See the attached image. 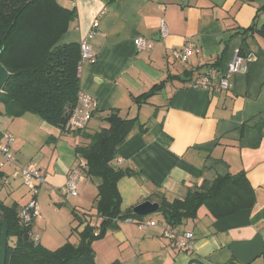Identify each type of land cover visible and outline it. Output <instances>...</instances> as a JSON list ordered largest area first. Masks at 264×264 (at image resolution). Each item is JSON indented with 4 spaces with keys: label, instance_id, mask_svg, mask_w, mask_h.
<instances>
[{
    "label": "crops",
    "instance_id": "1",
    "mask_svg": "<svg viewBox=\"0 0 264 264\" xmlns=\"http://www.w3.org/2000/svg\"><path fill=\"white\" fill-rule=\"evenodd\" d=\"M56 1L74 10L60 43H79L97 22L89 40L94 61L78 72L79 89L92 95L97 107L85 129L62 131L35 114L8 116L0 104V131L14 135L11 150L16 156L14 165L2 168L9 180L0 186V201L19 208L26 204L30 193L19 169L36 165L45 182L36 198L38 216L33 222L44 218L50 198L63 199L67 175L78 163L75 146L88 143L87 135L106 126L107 112L117 109L123 118H136L118 147V165L141 172L117 182L122 211L146 200L172 202L204 179L239 172L249 180L255 203L217 219L201 206L194 218L178 226L168 224L162 214L133 217V222L117 220L96 242L95 264H264V36L258 31L264 22V0ZM161 18L168 29L165 38L159 34ZM139 36L152 41L149 51L136 49L133 41ZM187 38L199 51L188 62H180L171 51ZM236 51L249 56L247 71L232 74L229 89L188 87L207 68L225 72ZM160 83L156 92L144 96ZM82 176L88 177L81 172L77 196L65 195L76 224L67 221L64 230L66 234L71 226L69 236L65 241L57 238V246L77 243L87 222L98 233L101 218L94 208L98 180H81ZM141 220L155 224L141 230L137 226ZM166 225L193 232L192 249H180L165 236ZM31 232L36 233L34 226ZM41 236L39 243L50 248L45 233Z\"/></svg>",
    "mask_w": 264,
    "mask_h": 264
},
{
    "label": "trees",
    "instance_id": "2",
    "mask_svg": "<svg viewBox=\"0 0 264 264\" xmlns=\"http://www.w3.org/2000/svg\"><path fill=\"white\" fill-rule=\"evenodd\" d=\"M73 19L74 10L56 0H0V65L8 73L0 90L4 114H35L62 131L87 127L76 129L68 123L79 89L80 50L78 42L59 40ZM258 31L264 36V22ZM161 85H154L144 96L156 92ZM104 120L106 126L87 135L88 143L75 146L81 172L98 180L94 207L101 218L98 233L94 234L96 227L87 222L78 233L77 243L66 241L58 249L49 250L32 235L33 222L24 225L19 221L18 205L0 201V219L8 226L5 264H95L92 242L96 238L116 226L117 220L129 216L143 218L134 214L132 208L121 210L117 188L120 178L141 174L120 167L117 160L118 147L136 118H123L117 109H111ZM254 203V190L244 172L216 174L183 198L159 201V212L168 224L178 226L184 219L194 218L201 206L217 219L239 209H250ZM78 225L72 229L76 230ZM1 232L0 225V240Z\"/></svg>",
    "mask_w": 264,
    "mask_h": 264
},
{
    "label": "built area",
    "instance_id": "3",
    "mask_svg": "<svg viewBox=\"0 0 264 264\" xmlns=\"http://www.w3.org/2000/svg\"><path fill=\"white\" fill-rule=\"evenodd\" d=\"M97 22L94 21L92 28L86 36L79 41L80 59L78 63V72L85 63L94 61L95 54L91 49L90 38L95 33ZM159 34L165 38L168 34V29L163 18L159 21ZM134 45L138 51H149L153 47L152 41L144 37H136ZM199 48L195 47L191 40L187 38L184 44L178 49H172L171 55L174 59L180 62H188L193 53L198 52ZM249 56L242 55L240 51H236L232 60L227 66L225 72H220L217 68L210 67L199 73L188 82L189 88L207 89V90H227L230 88V77L235 73H245L247 71ZM97 107L96 99L78 89L76 94V103L72 108L68 123L71 127L82 129L86 127L91 120ZM14 141V135L8 131H0V186L6 184L9 177L2 172L5 165H14L16 156L11 150V144ZM119 161V159H117ZM23 184L28 188L30 199L26 204L22 205L18 211L19 221L28 225L31 224L38 216L36 209V198L40 190V186L45 182V174L41 168L36 165H25L19 169ZM81 176V168L75 164L67 175V180L62 188L64 195L77 196L78 181ZM126 222H133V217L124 218ZM155 221L141 220L137 221L139 229L143 230L147 226L154 225ZM164 235L175 240L176 245L183 250H190L193 246L194 234L191 231L179 232L176 228L166 225Z\"/></svg>",
    "mask_w": 264,
    "mask_h": 264
},
{
    "label": "rangeland",
    "instance_id": "4",
    "mask_svg": "<svg viewBox=\"0 0 264 264\" xmlns=\"http://www.w3.org/2000/svg\"><path fill=\"white\" fill-rule=\"evenodd\" d=\"M85 179V180H91L88 177L82 176L81 180ZM92 182V181H90ZM62 197L63 199H58V198H50L49 201V206L45 209L44 215L41 219L38 218L36 222H33L32 227L34 226V228L36 229V233L34 232V238L35 239H39L42 238V234L45 233V241L47 242V244L50 246L47 247L45 246V244L43 243V241L41 242V244L46 247L49 250H56L58 249L60 246H57V238L62 237L63 241L66 240L67 236H69L70 233V227L69 230L66 232L65 234V230L64 228L67 227L69 224L67 223V221H71L72 222V226L76 224V222L72 221V209H73V205L71 203V201L69 199H66L64 193L62 192ZM60 201L64 202V204L62 206H59ZM161 218V213L156 211L150 214L145 215V218ZM109 228H107L106 230H108ZM105 230V231H106ZM72 231V229H71ZM61 235H65V236H61ZM75 235V234H73ZM73 235L70 236V239H73ZM44 239V237H43ZM47 239L49 241H47ZM102 238H96L93 242H92V248L93 251L94 250V246L96 244V242L98 240H100ZM45 242V243H46ZM97 259H103L102 256H96ZM100 264V263H99Z\"/></svg>",
    "mask_w": 264,
    "mask_h": 264
},
{
    "label": "water",
    "instance_id": "5",
    "mask_svg": "<svg viewBox=\"0 0 264 264\" xmlns=\"http://www.w3.org/2000/svg\"><path fill=\"white\" fill-rule=\"evenodd\" d=\"M7 75V71L0 65V90L2 89ZM159 207L160 206L158 203L146 200L135 205L132 208V211L138 216H145L147 214L158 211ZM0 225L2 226L0 240V264H5L8 226L7 223L2 219H0Z\"/></svg>",
    "mask_w": 264,
    "mask_h": 264
}]
</instances>
